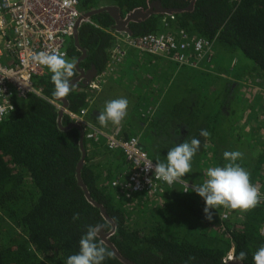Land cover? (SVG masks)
Returning a JSON list of instances; mask_svg holds the SVG:
<instances>
[{"label":"trees","instance_id":"obj_1","mask_svg":"<svg viewBox=\"0 0 264 264\" xmlns=\"http://www.w3.org/2000/svg\"><path fill=\"white\" fill-rule=\"evenodd\" d=\"M77 1L81 14L92 15L77 28L78 47L73 38L68 40L67 59L76 63L84 52L78 65L84 73L94 69L99 74L106 68L114 36L119 34L115 20L107 12H93L115 8L123 20L135 11H147L154 2L180 12L153 14L130 22L126 26L130 37L183 31L189 37L210 42L212 52L217 45L246 60L236 70L230 67L224 77L211 81L212 87L225 78L230 83L222 103L220 95L210 98L202 88L177 80L180 85L170 88L172 94L165 101L169 112L151 119L147 135L156 138L150 132L156 129V123L164 122V132L156 134L167 137L169 143L172 138L168 130L175 123L180 130L176 134H181L178 142L141 143L140 147L155 163L166 162L171 148L199 139L192 172L182 178L193 185L203 183L209 167L228 163L223 158L225 151H239L243 155L236 163L250 174L251 183L264 195V96H245L240 100L241 112L234 111L232 105L225 109L230 99L235 104V94L229 97L235 86L247 90L248 82L264 89V0H194L190 10L186 8L192 0ZM131 51L126 50V61ZM148 56L152 57H141ZM212 59L213 55L210 62ZM121 65L124 64L116 68ZM75 72L70 82L79 77L76 69ZM51 75L47 70L35 79L34 86L41 90L43 98L32 94L25 100L14 98L12 116L0 121V264H66L70 255L78 253L79 240L89 226L105 224L113 218L114 223L101 232L118 256L130 264H227L224 259L231 249L233 257L241 251L246 253L243 261L235 259L240 264H254V253L264 246V212L259 205L247 212L231 210L226 220L221 219L222 206L217 207L208 221L203 199L194 192L182 195L177 187L164 188L163 195L156 197L134 195L126 199L125 191L111 187L128 166L123 155L109 151L103 141L86 140L84 135L83 159L80 132L70 127L72 121L64 113L59 120V110L51 104L62 106L52 96ZM62 99L71 114L88 110L92 102L88 88L80 82ZM202 129L210 135L200 136ZM137 131L131 124L125 125L120 138L127 140L129 133ZM144 142L147 143L146 136ZM101 157L103 162L94 163ZM81 160L80 178L90 200L78 185ZM94 204L103 208L105 216ZM77 214L79 218L73 220ZM103 244L112 255L106 256L102 264H124L105 241Z\"/></svg>","mask_w":264,"mask_h":264},{"label":"built area","instance_id":"obj_2","mask_svg":"<svg viewBox=\"0 0 264 264\" xmlns=\"http://www.w3.org/2000/svg\"><path fill=\"white\" fill-rule=\"evenodd\" d=\"M78 7L77 0L70 7L65 4V0H0V68L7 69V72H0V106L7 109L0 121L12 116L14 98L25 100L30 94L43 98L41 90L35 88L34 83L47 68L35 64L31 55L40 51L59 50L66 53V59L68 58L67 42L73 38L78 20L83 16ZM114 38L115 45L110 52L106 68L87 87L90 92L98 91L102 81L125 61L127 49L136 51L140 57L151 55L166 61L164 64L199 71L210 63L212 55L210 42L189 37L183 31L136 38L119 33ZM161 67L165 66L161 64ZM51 104L57 110H62L61 104ZM87 113V109H82L77 114L64 110L72 124L83 130L86 140H103L109 151L123 155L128 166L111 183V187L125 191L123 194L126 199L134 195L156 197L164 192V188L173 187L180 189L182 195L192 192L193 184L189 182V187L186 188L179 182L169 185L155 179L153 171L145 170L146 160H151L153 164L155 162L141 149L139 138L130 137L123 140L120 138L119 128L109 134L103 133L90 125ZM260 201L258 205L264 212V195L261 193ZM230 213L231 209L222 207L221 219L226 220ZM261 234L264 236V226ZM232 259L233 249L229 251L224 262Z\"/></svg>","mask_w":264,"mask_h":264},{"label":"clouds","instance_id":"obj_3","mask_svg":"<svg viewBox=\"0 0 264 264\" xmlns=\"http://www.w3.org/2000/svg\"><path fill=\"white\" fill-rule=\"evenodd\" d=\"M75 3L76 0H65V4L69 7ZM31 60L35 64L47 68L52 74L51 82L54 85L52 96L55 100H60L70 94L73 87L70 85V81L76 75L75 60L66 59V53L59 50L32 53ZM0 72H7V69L0 68ZM128 104L126 98L106 102L104 111L98 116L100 125L107 126L109 122L113 125H120L127 116ZM6 111L5 107L0 106V117ZM209 135L206 129L200 131L202 137ZM199 148V139L193 138L191 142H182L167 152L166 162L153 164L151 160H146L145 170L153 171L157 180H162L169 185L179 182L187 188L189 187L188 182L182 178L192 172V160ZM242 155L239 151H225L223 158L228 163L222 167H209L206 170V179L203 183L191 185L192 192L201 197L205 203L203 212L208 221L213 219L212 210L217 207L222 206L231 210L247 212L261 202L259 187L251 183L250 174L236 163L242 158ZM78 218V214L73 216V220ZM114 221L115 218L105 224L89 226L86 234L79 240L78 253L70 255L66 264H102L106 256L110 257L112 253L104 246L103 241L99 240V233ZM245 257L246 253L241 251L239 256H234L233 259L243 261ZM253 261L254 264H264V246L254 253Z\"/></svg>","mask_w":264,"mask_h":264},{"label":"crops","instance_id":"obj_4","mask_svg":"<svg viewBox=\"0 0 264 264\" xmlns=\"http://www.w3.org/2000/svg\"><path fill=\"white\" fill-rule=\"evenodd\" d=\"M122 64L124 65L116 68L111 75L102 81L98 91H89L92 102L91 107L87 110V121L97 130L107 134L118 128L121 130L125 125L131 124L138 131L134 134L133 132L129 133L130 137L139 138L140 144L169 145L170 142H178L177 136L181 134H176L180 130L179 125H175V123L168 130L172 138L169 143L167 137L156 134L159 131L164 132V122L156 123L154 125L156 129L150 132L153 136L157 135L156 138L153 139L152 136H148L147 132L151 119L155 118L156 120L169 112V110H166L168 106L165 101L167 97L171 96V89L174 90L175 85H180L181 82L177 81L175 75L179 74L184 68L161 63L167 67L162 71L158 67L161 66L160 64L156 63L158 65L156 66L154 63H150L147 58L140 57L136 51L129 52L128 61L125 60ZM207 68L208 66L204 65L201 71ZM119 98H126L129 102L127 116L120 125H113L109 122L107 126H101L98 116L104 111L106 102ZM145 136L147 143L144 142Z\"/></svg>","mask_w":264,"mask_h":264},{"label":"rangeland","instance_id":"obj_5","mask_svg":"<svg viewBox=\"0 0 264 264\" xmlns=\"http://www.w3.org/2000/svg\"><path fill=\"white\" fill-rule=\"evenodd\" d=\"M212 55H213L212 62L207 64L208 68L206 70L199 71V70H195V69H186L185 68V69L181 70V72H179V74L175 75V77L177 78V80L180 79L182 82L189 83V86L191 84V86L193 88H202L203 90H201V91L203 92V94L208 95L210 98H212L216 95H220L219 98H220V102L222 103L224 98L227 97L226 96L227 95L226 89L230 88V83L225 78V79H221L220 82H218L219 80H217V82L212 87L211 81L213 82V80H215L214 78L224 77L225 74L229 72L228 70H230V67H231L232 71L236 70V68L240 67V65L243 63V61L246 62V60H244L239 54L236 55V53H235V54L231 55V54L227 53L226 50L219 48L217 45L214 46ZM147 59L151 63L158 62V64H160V65H161V63L166 62L164 60L149 57V56L147 57ZM234 61L236 62L235 67L232 66V62H234ZM158 67L162 71H163V69L167 68V67L162 68L161 66H158ZM192 77H194V78L191 81ZM246 77L247 76L244 74L243 78L246 79ZM203 78L206 80V82H203ZM241 81H243V79ZM255 81L257 83L259 82L258 79H256ZM232 82L235 85V82L231 81V83ZM247 85H248L247 88H249L247 90H244L238 86H235V88L233 90L234 92L232 93L231 96L229 95V97H233V95L235 94V97H236L235 98V104L237 106L234 103H231V102H233V99H230L229 105L225 109L231 108V105H232L233 106L232 108L235 109L234 111L241 112L240 110H243V108H242V106H240L241 105L240 100L244 99L245 96H249V94H252V93H256V95L259 94L258 97H260V99H261V96H264V89H261L252 83L249 84L248 82H247ZM253 90H255V91L253 92ZM243 95H244V97H243ZM228 112H230V111H228ZM103 158L102 157L99 159L97 158L94 163H96L97 161L103 162Z\"/></svg>","mask_w":264,"mask_h":264},{"label":"water","instance_id":"obj_6","mask_svg":"<svg viewBox=\"0 0 264 264\" xmlns=\"http://www.w3.org/2000/svg\"><path fill=\"white\" fill-rule=\"evenodd\" d=\"M193 2H194V0L191 1L190 5L186 8V10H190L191 9V7L193 5ZM103 11L107 12L108 15L115 20V22H116V31L119 32V33H125L127 35H128V33H127L126 26L130 22H136L138 20L148 19L153 14L170 15V14H172L174 12H180L178 10L165 9V8L162 7L160 2H154V3L150 4L149 9L147 11H145V12L135 11V12L130 13L127 16H125V18L123 20H120L118 11L115 8H107V9H103V10L100 9V10H98L96 12H93V13H99V12H103ZM91 15L92 14H86V15L84 14L78 20V23H77V25H76V27L74 29V32H73V39H74L76 47H78L77 46V37H76L77 28L83 21L87 20ZM83 58H84V52H83L82 57L79 60H77L76 63H75V69L78 71L79 77L77 79L73 80L72 82H70L71 86H77L78 83L80 82V85L83 88H87L90 85V83H91L92 79L94 78V76L96 75V71L94 69H92L90 71H87L86 73H84L82 70L79 69L78 65L83 60ZM56 101L62 103V110L58 111V119L60 120L62 115H63V113H64V110H66V108H67V105H66V102L64 101V99H60V100H56ZM70 127L71 128H75V129H77L80 132L79 145L81 147V151L83 153V159H84L85 155H84V150H83V145H82L83 144L84 133H83V131H82V129L80 127H77L74 124L71 125ZM82 166H83V160H81V162L79 163L78 168H77L78 185L84 190L87 199L90 200V196L87 193L86 189L84 188V186L82 184V181H81V178H80V171L82 169ZM94 206L97 209H99L100 212L105 216L104 210H103V208L101 206H99L97 204H94ZM99 237L101 238L102 241H105L106 244L113 249V247L110 245V243L106 241V237L102 234V232L99 233ZM113 251H114V249H113ZM115 254L121 261H123L124 264H130V263L124 261L123 259H121L116 252H115ZM227 264H240V263L233 259V260L229 261Z\"/></svg>","mask_w":264,"mask_h":264},{"label":"bare ground","instance_id":"obj_7","mask_svg":"<svg viewBox=\"0 0 264 264\" xmlns=\"http://www.w3.org/2000/svg\"><path fill=\"white\" fill-rule=\"evenodd\" d=\"M127 54V53H126ZM239 124V123H238Z\"/></svg>","mask_w":264,"mask_h":264},{"label":"flooded vegetation","instance_id":"obj_8","mask_svg":"<svg viewBox=\"0 0 264 264\" xmlns=\"http://www.w3.org/2000/svg\"><path fill=\"white\" fill-rule=\"evenodd\" d=\"M117 33H119V32H117Z\"/></svg>","mask_w":264,"mask_h":264}]
</instances>
